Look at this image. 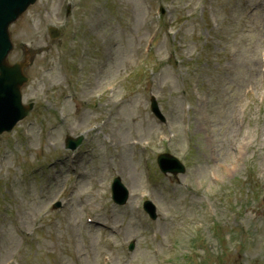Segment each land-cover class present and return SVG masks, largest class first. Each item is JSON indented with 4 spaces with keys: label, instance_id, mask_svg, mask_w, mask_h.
Segmentation results:
<instances>
[{
    "label": "rangeland",
    "instance_id": "374dc122",
    "mask_svg": "<svg viewBox=\"0 0 264 264\" xmlns=\"http://www.w3.org/2000/svg\"><path fill=\"white\" fill-rule=\"evenodd\" d=\"M134 1L136 2V10H135L132 21H130L131 19L129 18L128 13L126 11V6L128 2L125 3V0H117V2L119 3V7L125 3V10L124 11L119 10L118 11L119 15L115 14L116 18L114 19L109 18L108 23H107L108 27L112 28L111 30L112 37L115 40H117L119 43L118 49H116L117 57L115 60V65H117V67L119 68L123 60L132 62L133 47L131 46V41H130L131 39L129 36L134 35V40L135 41L138 40L140 37V28L144 24V21L146 20L147 4L143 0H134ZM178 1H179V8L176 9V12H174L171 9L172 10L171 14L177 16V13L179 12L180 15H182L183 17V13H184V18L190 14H193L195 9L201 3L200 0H178ZM217 2L218 0H213V1H209L208 4L216 8L215 10L219 14V16L225 15L224 13L225 5L219 4ZM248 2L249 4L247 5L246 8L244 9L241 8L238 11H233L234 16H239L241 14H244L248 8H252L254 5H257L258 7H260L261 5L264 6V0H248ZM230 5L231 3L228 4L227 7L230 8ZM38 8L37 7L33 8L31 12L29 13L30 17L24 20L26 23H24L23 26L28 28L29 33L31 32L32 27L28 25V20H30L36 13L39 12ZM211 13H213V10H211ZM193 18L194 16L192 17V19ZM192 19L189 21V23H187V28L189 30L192 29L191 27L194 22V20ZM37 22L35 23L36 27H38ZM253 38H255V36H253ZM186 40L189 44L193 42L191 38L189 37H186ZM159 51H163L162 46L159 47ZM56 73H57L56 77L53 72L50 74L51 77L53 78L52 85L55 87H61L63 77L59 75L60 70L57 69ZM164 81L170 82V93L175 94L180 85V82L175 79V76L173 74L172 76H169V75L167 76L166 74L159 76L158 83L160 84V83H163ZM164 89L165 88H162L161 86L155 87V91L159 94L167 93V90L165 92ZM143 106H144V101L138 95L132 98L131 103H126V102L123 103V109L121 111L122 116L115 119V121L125 124V127L120 128L122 139H123V134L127 133L129 128L133 125L135 126L137 133L141 134L142 136L147 135V133L145 132V128H142L140 130L138 128L140 117H141L139 113L141 109L143 108ZM208 109H209V105H206L204 102H202V100H200L198 115H197L198 123L195 124L196 129L200 131L201 137H202L203 144H199L200 146H203L209 143L208 141L203 140L204 129H201V127L205 124H207L208 128L210 126L207 122L203 120L204 116L207 115ZM214 109L215 108H213V111ZM225 115H226L225 112L216 113V116H215L216 127L219 126L221 129L227 130V131L228 129L232 127L237 129V123L228 122L227 119L225 118ZM169 116H171L170 119L172 123L177 121V118L172 116V114H170ZM256 118L257 116L255 117V120L251 123V126L246 127V129L242 131V134L246 135V140H252L254 143H257V141L261 139L264 142V119L263 120L260 119L259 121H257ZM256 123L260 124V127H258ZM147 125L152 127V124L150 122H147ZM75 127H76V123H70L71 130H73ZM248 129L250 132H247ZM224 133L225 132L223 131L221 134L218 133V137L221 139V141H222V136L224 135ZM61 135H63L62 130L55 132L53 136V140L55 142H58L59 140L62 139ZM234 141H235L234 138H232L231 142H234ZM259 146H260L259 144H256L255 147H247V148L243 147L244 152H243L242 157H245V156L248 158L254 157L255 160L253 163L257 166V170L259 174L264 179V144H262L261 147ZM225 147H227L226 143H224V148ZM106 156L109 157L107 154L100 153V154H97L96 159L100 160V162H103V159L107 158ZM86 160L87 159L84 160L83 165L85 166L86 169H89L90 166H89V163L86 162ZM100 162H98V164ZM197 165L202 166L201 175L205 178V174H206L205 171H206L207 166L200 160L197 161ZM232 166L235 170V173L239 174L240 173L239 169H241L244 166V164L241 162V160H238ZM130 167L134 169L135 161H131L130 158H127L125 169L128 170ZM102 169H103V166H102ZM134 174L136 175V178H138L137 174L136 173ZM95 176H97L96 172H95ZM190 176H191L192 181H194V179L197 177L196 169L193 168L191 170ZM190 176L188 174L187 178L190 179ZM222 176H227V179H226L227 185L229 184L234 185L237 180L236 174L222 173ZM61 179L63 178L60 177L59 180ZM49 188L50 190L45 189V191L47 192L45 193L43 190L44 189L43 187H39V188L30 187V191L34 193L35 196H42V195L43 196L41 200H36L35 202H29L27 197L20 194L21 186L14 185L16 196L20 197L19 206L15 208V211L22 217L23 223L25 225L29 224V218H30L31 213L34 210H39L44 204H47L48 202H50L59 190V186L57 187L54 186L53 188L52 187H49ZM170 193H172L171 196L174 197L173 204L175 205H173V207L180 212V207L177 206L178 204L177 202L183 196L182 188L180 186H171ZM157 194L158 192L155 193V195ZM13 197L15 196H12L11 198ZM28 202L30 203L31 206H30V214L27 216L25 214V211L29 208ZM164 203H166V201H164ZM170 204L171 203L169 202L164 204L163 209L165 211L173 210ZM5 210H6L5 212L6 228L4 229L5 234L3 238L0 240V248L2 247L0 251L4 250L11 244H14L16 246L17 243L20 242L21 240V237L17 233H15V230L12 228V223H9L11 219L10 206L5 205ZM135 215H136L138 222L135 225L130 226V232L128 233V235H127V229H126V226L128 225L127 217H121L120 215L118 217L112 216L113 221L120 226V230L124 233V234H120V236L122 238L126 237V240H128L129 238L135 240L136 245H135L134 251L130 254V258L128 259H121L119 257V250L115 246L114 249L110 251V254L112 256H109V264H172V262L169 261V259L179 254V252L177 251L179 248H181L182 251L185 252L186 250L185 246H170V239H168L169 235L172 229L177 227L176 224L169 223L170 219L168 218L163 219L162 215L159 214L157 220H155L154 223H150V222L143 223L142 219L139 217L137 213L133 214L132 216H135ZM77 216H79V214ZM257 217H258V214H256L253 217L248 214L246 216L247 223L250 226H253L255 224V219ZM128 219L130 220L131 216ZM133 219L135 220L134 217ZM73 221H77V218H73ZM261 227L263 230L262 234L264 236V221L261 222ZM74 228H75V236H76V240L78 243L79 253L81 254V257H82L80 258L78 256L79 261H83V264H99L97 252L103 249V246H102L103 244L98 242V233L95 230H89V229L82 230V228L78 227V225L75 226ZM62 232H63V229H62ZM221 232H225L224 229H222ZM223 235L224 236H222L223 237L222 248H224L223 246H225L223 243H226L227 239L231 237L232 234L227 232L226 234L227 236L225 235V233ZM260 238H259V234H257L252 244V248L245 249L241 253V255L238 254L237 256L238 259H236V256H227L225 258L226 264H251L252 262H256L257 260H260V256L264 255V250H263L264 241L260 240ZM247 244L248 243H246V245ZM49 246H50V242H49L48 247ZM51 247H52V251L54 249H57L59 250V252L65 251L69 253V246H67L66 242L64 241L59 242V246H51ZM50 255L51 253H48V256ZM60 264H76V263L72 261L71 257H68L62 260Z\"/></svg>",
    "mask_w": 264,
    "mask_h": 264
}]
</instances>
